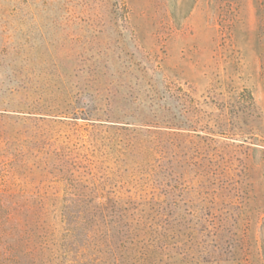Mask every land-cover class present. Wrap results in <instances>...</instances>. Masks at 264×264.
<instances>
[{"label": "trees", "instance_id": "obj_1", "mask_svg": "<svg viewBox=\"0 0 264 264\" xmlns=\"http://www.w3.org/2000/svg\"><path fill=\"white\" fill-rule=\"evenodd\" d=\"M60 42L0 110V264H249L248 159L264 154L251 92L202 101L143 58L130 79L108 60L77 74Z\"/></svg>", "mask_w": 264, "mask_h": 264}, {"label": "rangeland", "instance_id": "obj_2", "mask_svg": "<svg viewBox=\"0 0 264 264\" xmlns=\"http://www.w3.org/2000/svg\"><path fill=\"white\" fill-rule=\"evenodd\" d=\"M2 1L0 110L15 105L12 91L22 79L18 70L30 61L39 68L49 65L60 41H65L70 45L71 72L82 74L80 67L108 60L112 73L130 79L142 73L140 67L130 66L137 68L143 58L202 101L214 91L247 90L264 112V0ZM14 2L13 8L9 4ZM125 10L135 41L123 26ZM152 89L141 90L150 94ZM258 149L248 159L241 224L251 246L249 264H264V154ZM56 191L47 201L55 217L61 206Z\"/></svg>", "mask_w": 264, "mask_h": 264}]
</instances>
